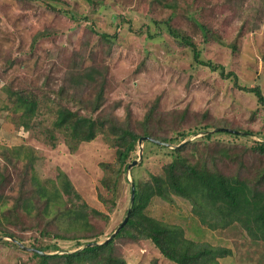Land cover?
Here are the masks:
<instances>
[{
    "label": "rangeland",
    "instance_id": "rangeland-1",
    "mask_svg": "<svg viewBox=\"0 0 264 264\" xmlns=\"http://www.w3.org/2000/svg\"><path fill=\"white\" fill-rule=\"evenodd\" d=\"M195 19L210 31L204 34ZM167 20L197 43L204 61L224 65L226 72L236 73L241 85L260 86L264 93V0H0V152L5 146L32 148L36 155L33 174L41 184L48 188H52L51 183L60 186L59 175L65 172L80 197L72 195L75 203L85 202L111 217L109 222H93L102 224L97 225V229L104 230L97 237L99 241L45 235V229L55 228L50 219L56 220V214L65 211V204L72 206L65 195L61 209L40 203L39 208L43 210L40 217L24 215L16 221L17 213L13 215L8 209L18 190L16 170L11 166L12 178L6 188L0 190L5 203L0 208V226L23 240L0 232L4 237L0 238V264H38L40 257L30 247L56 244L60 248L53 250L52 247L48 253L61 254L81 249L88 245H84L86 242L99 244L110 240L131 205L130 189L135 177L132 168L138 179L147 180L151 173L163 171L164 164L172 159V149L189 142V151L194 150V146L203 148L206 132L188 135L177 144L156 141L159 145H155L143 140L137 147V157L133 155L130 159L131 163L136 159L140 162L130 173L128 169L122 172L119 182L115 169L112 171L107 165L116 162L115 139L104 135L103 130L96 138L81 141L78 148L72 150L69 136L56 128L54 122L60 107L81 108L66 91L61 95L58 90L73 55L84 48L87 54L94 53L86 59L84 68L95 63L107 68V101L100 110L102 114L119 103L115 115L120 120L126 117L127 105L133 109L134 118H143L151 102L160 97V109L167 115L163 118V127L189 130L198 122H216L249 128L246 131L229 129L240 136L218 133L211 141L212 145L219 142L230 148L264 140V106L258 103L256 96L235 87L234 78H223L220 70L213 71L209 66L196 63L193 48L181 44L179 38L167 31L166 24L160 23ZM115 32L114 45L107 53L109 45L100 36ZM86 39L89 42L84 45ZM11 90L26 97L34 95L38 100L37 114L29 128L21 124V111L13 107ZM98 90V83H88L83 87L81 99L91 104ZM186 109L188 112L181 120ZM80 112L87 111L81 109ZM174 133L177 132L170 131V136ZM144 144L145 156L142 154L140 158ZM4 163L0 154V167ZM24 164L20 161L19 167ZM111 173L112 178L106 182L111 186L113 182L118 183L113 212L108 211L110 202L104 203L99 197L100 192L106 197L112 193L103 184ZM35 184L38 183L30 181L26 186L28 197L38 196ZM47 209L49 213L45 212ZM148 213L182 225L188 238L231 248V255L220 258L223 264H264V241L253 240L239 224L218 230L204 227L192 213L191 203L183 197L174 196L173 202L155 197ZM6 216L14 221L7 220ZM119 242L127 264H154L157 257L158 264H173L161 258L150 241Z\"/></svg>",
    "mask_w": 264,
    "mask_h": 264
},
{
    "label": "trees",
    "instance_id": "trees-1",
    "mask_svg": "<svg viewBox=\"0 0 264 264\" xmlns=\"http://www.w3.org/2000/svg\"><path fill=\"white\" fill-rule=\"evenodd\" d=\"M87 1L93 2L94 0ZM195 21L204 34L210 31L206 25L199 24L196 19ZM160 23H165L167 31L172 36L179 38L181 44L193 48L196 63L209 66L213 71L220 70L221 76L225 79L234 78L235 87L254 94L258 103L264 106V93L260 86L241 85L235 72H226L225 66L222 64L204 61L201 58L197 43L185 31L173 27L169 20ZM92 31L97 33L94 29ZM116 36L117 32L101 34L100 37L109 45L107 53L112 50ZM85 41L84 45L89 42V39ZM233 47L236 48L235 45ZM89 56L93 57L94 53L87 54L86 48L73 55L69 70L65 73L64 80L58 90L61 95H64L66 91L72 101H78L81 106L76 110L67 106L60 107L54 122L56 128L69 136V144L72 150L77 149L81 141H90L96 138L98 132L103 130L104 135L115 139L113 147L116 149V162L115 165H107L112 171L115 169V173H113L119 182L121 173L127 171L131 163V157L133 155L137 157L136 151L142 137L149 136L162 142L177 144L181 143L188 135L206 132L203 137L205 142L201 146L203 148L194 146L192 151H189L190 142L172 149L170 151L172 159L164 164L163 171L151 173L147 180L138 179L134 174V168H132L136 185L135 200L128 221L113 238L99 244L91 243L93 241L86 242L84 245L87 243L88 245L81 249L61 254H41L34 251V254L40 257L38 264H127L120 249L121 242L119 241L121 240H128L131 243H139L143 240L150 241L159 251V256L173 264H223L220 262V258L232 254V249L229 247L188 238L182 225L166 222L149 214L148 207L155 197H161L168 202H173L174 196L183 197L191 203L192 213L204 227L218 230L239 224L253 240L264 241V140H255L250 145H246L244 142L241 147L230 148L219 142L212 145L211 141L218 133L240 136V134L229 131V129L246 131L249 128L233 125L230 127L228 123L216 122L205 124L198 122L194 129L190 127L189 130L187 128L179 129L178 126L163 127L161 124L167 115L165 111L160 109V97H156L151 102L143 118H134L133 109L127 105L125 107L126 117L120 120L115 115L119 103L102 114L100 110L107 101L105 95L107 68L103 65L100 68L97 63L84 68ZM141 66H143V62L140 64ZM92 82L99 84V90L94 101L89 104L82 100L81 96L83 87ZM69 88L74 92H69ZM10 98L11 100L14 99V109L21 111V124L29 128L37 114V98L34 95L26 97L25 94L13 90L10 92ZM81 109H85L87 112L81 113ZM98 111L100 112L98 113ZM187 112V109L183 111L181 120L185 118ZM94 113H98V115L94 116ZM164 117L165 119H163ZM219 127L225 129H217ZM170 131L177 133L170 136ZM248 131L251 132L252 130ZM52 137L55 135L52 134ZM147 140L149 143L159 145L156 141ZM145 146L144 144V156ZM23 147L5 146L0 152L5 160V163L0 167V190H4L12 178L9 168L12 166L16 170L18 190L17 194L13 196V205L8 207L13 215L17 213L14 216L16 221L24 215L40 217L43 211L42 208H39L40 203L42 205L43 203L52 204L50 207L53 209H61L66 195L72 202V206L68 207L65 204V211L60 210L56 214V220L50 219V223L55 228L53 230L45 229V235H54L60 239L75 238L80 240L87 238L98 240L97 237H100L104 230L102 228L97 229V225L102 224L93 222H109L111 220L109 213L90 208L85 202L80 204L77 201L75 203L73 196L80 197L70 177L65 172H61L59 175L60 186L51 183L52 188H48V185L41 184V180L36 174H33L35 173L33 167L36 160L34 150L30 147L24 150ZM163 147L166 148L167 146L163 145ZM20 161L25 162L22 168L19 167ZM113 173L103 180V184H106L109 192L112 193L107 197L101 192L99 194L104 203L110 202V206L108 205L110 212H113L117 203L114 198V191L118 183L113 182L114 185L111 186V183L106 181L112 178ZM30 181L38 183L35 184L39 191L36 199L27 196L26 186ZM130 192L132 193V186ZM3 198V193H0V208L5 205ZM47 211L49 213L48 209L45 212ZM127 212L128 209L126 214ZM6 219L14 221L9 216H6ZM85 229H87L86 233H83ZM77 231L79 234H76ZM0 232L5 236L20 238L14 232L1 226ZM19 240L22 241L23 239ZM35 248L50 252V250H58L60 247L55 244L52 246L40 245L39 247L35 246ZM158 260V257L155 258L153 263L158 264Z\"/></svg>",
    "mask_w": 264,
    "mask_h": 264
},
{
    "label": "water",
    "instance_id": "water-1",
    "mask_svg": "<svg viewBox=\"0 0 264 264\" xmlns=\"http://www.w3.org/2000/svg\"><path fill=\"white\" fill-rule=\"evenodd\" d=\"M219 129V128H218ZM147 139H150V140H153V141H157V142H160V143H164V144H166V142H162V141H159V140H156V139H153V138H151V137H149V136H145V137H142L141 139H140V143H142V141L143 140H147ZM142 154H143V150H142V148H141V152H140V158H142ZM140 161L138 160V159H136V160H133V162L132 163H130L129 164V166H128V171H129V173H130V171H131V168L133 167V166H135L136 164H138ZM132 194H131V202H130V207L128 208V212H127V214H126V216H125V218H124V220L122 221V223L119 225V227L116 229V231L110 236V238L109 239H111V238H113L122 228H123V226L126 224V222L128 221V219H129V217H130V214H131V211H132V206H133V203H134V200H135V193H136V185H135V182L133 181L132 183ZM8 237H10V236H8ZM0 238H4L3 236H0ZM12 238V237H11ZM13 239V238H12ZM18 243L21 245V246H23V247H26V245L24 244V243H22V242H20V241H18ZM93 244H96V243H93ZM29 248V247H28ZM29 249H31V250H33V251H37V252H39V253H41V254H50V253H48V252H44V251H42V250H40V249H37V248H34V247H30Z\"/></svg>",
    "mask_w": 264,
    "mask_h": 264
}]
</instances>
